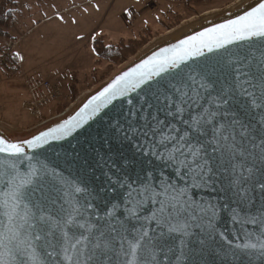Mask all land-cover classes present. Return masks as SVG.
Wrapping results in <instances>:
<instances>
[{
    "label": "snow or ice",
    "instance_id": "snow-or-ice-1",
    "mask_svg": "<svg viewBox=\"0 0 264 264\" xmlns=\"http://www.w3.org/2000/svg\"><path fill=\"white\" fill-rule=\"evenodd\" d=\"M255 38L264 40V0H257L250 10L235 19L182 40L117 76L76 116L57 127L19 143L0 138V153L23 156L25 145L33 149L49 139L68 136L112 100L135 93L128 100L131 119L125 125L116 126L117 135L135 141L143 156L159 162L165 169L171 168L185 185L178 187L167 175H162L157 185H149L145 180L143 191L129 185L125 203L133 202L134 195L144 196L150 192L147 199L159 205L148 217L160 229L157 235L155 231L150 234L144 226L125 228L121 224L117 228L110 220L102 226L103 216H98L95 223H81L77 217L84 215L92 207L91 203L85 206L70 200V209L61 208L63 216L46 215L44 204L33 199L35 192L29 187L36 176L35 168L29 165V170L22 173L16 162L0 160V178H4V186L0 188V208L3 209L0 215L7 220L0 231V249L3 250L0 264H11V261L26 264L23 260L17 261V256H23L25 249L33 250L31 258L35 264H46V261L112 264L113 254L128 257L123 264H152L156 261V252L162 251L166 243L164 229L173 233L184 227L180 218L191 208L183 199L188 186L207 184L217 168L224 167L231 170L230 182L236 186L238 195L240 190L246 191L248 185L254 189L258 184L264 190V48L259 50V57L245 55L231 69L234 78L227 90L217 91L214 84L199 73L163 79L165 73L188 58L201 55L204 49L212 51ZM240 115L244 119H240ZM25 159L31 158L25 156ZM119 183L124 186L123 182ZM74 191L79 193L82 189L76 187ZM246 200V196L238 200L241 210ZM144 202L136 201L130 214L139 219L136 209ZM107 215H113L112 209H108ZM117 243L119 252L115 249ZM243 247L256 245L245 243ZM260 247L264 248V243ZM37 248L43 253V260L37 259Z\"/></svg>",
    "mask_w": 264,
    "mask_h": 264
},
{
    "label": "water",
    "instance_id": "water-1",
    "mask_svg": "<svg viewBox=\"0 0 264 264\" xmlns=\"http://www.w3.org/2000/svg\"><path fill=\"white\" fill-rule=\"evenodd\" d=\"M256 3L257 0H234L223 8L206 11L182 21L145 44L113 69L105 80L80 93L60 114L26 130H18L0 120V138L19 143L57 127L76 116L92 97L103 91L117 76L150 57L160 55L162 50L173 48L182 40L235 19ZM262 48L264 40L255 38L213 48L212 51L204 49L201 55L190 57L176 69L165 73L163 79L199 73L209 83H213L217 91L227 90L232 86L234 78L231 69L245 55L259 57V50ZM135 95L130 93L127 97L112 100L68 136L49 139L47 143L33 149L25 145L23 156L0 153V160L16 162L22 173L29 170V165L35 168L36 176L29 187L34 189L33 199L44 204L46 215L63 216L61 208L70 209V200L78 205L86 206V203H91L92 207L84 215L77 217L81 223H95L98 216H103L104 220L100 221L102 226L105 221L110 220L117 228L121 224L125 228L144 226L149 229L150 234L155 231L158 235L160 229L148 217L159 205H153L147 199L151 196L150 192L144 196L134 195L133 202L125 203L129 185L143 191L146 187L145 180L149 185H157L162 175L169 176L178 187L185 185L180 177L173 174L171 168L165 169L159 162L143 156L135 141L125 140L122 135H117L116 126L125 125L131 119L128 116V100ZM239 118L244 119L243 115ZM25 156L31 159H25ZM230 177V169L218 167L207 184L186 188L183 199L189 202L191 208L180 218L184 227L180 232L173 233L164 229L166 243L162 251L156 252V261L152 264H264V248L260 247L264 243V190L258 184L254 189L248 185L247 190H240L238 195ZM257 177L260 178V173H257ZM3 179L0 178V188L4 186ZM118 181L123 182L124 186L121 187ZM188 184H192L190 179ZM76 187L82 191L76 193ZM245 196L250 203L246 200L241 210L238 200ZM139 200L145 202L136 209L137 219L129 210ZM108 209H112V216L107 215ZM2 211L0 208V212ZM5 223L6 218L0 215V231H3ZM245 243L256 247L244 248ZM115 249L119 252V243L115 245ZM32 252V249H25L23 256H17V261L35 264L31 258ZM35 252L37 259H44L40 249H35ZM126 259L128 257L113 254L112 264H123ZM11 264H16V261H11ZM46 264L51 262L46 261Z\"/></svg>",
    "mask_w": 264,
    "mask_h": 264
},
{
    "label": "rangeland",
    "instance_id": "rangeland-1",
    "mask_svg": "<svg viewBox=\"0 0 264 264\" xmlns=\"http://www.w3.org/2000/svg\"><path fill=\"white\" fill-rule=\"evenodd\" d=\"M230 1L213 0L210 4L196 8L199 12H206L207 10L223 8L234 0ZM181 8L182 5L173 0H98L84 9L90 10L96 15L110 10L112 15L111 27L109 29L103 28L101 32L105 36V43L110 44L117 43L121 39H137L146 29L150 30L149 35H152L153 38L165 33V28L159 24V21L171 22L172 15L175 12H180ZM118 10L125 12L126 27L118 28L115 26L116 21L113 15ZM133 12L134 14H132ZM74 13L71 14L72 17ZM69 14L58 17L50 23L54 28L50 29L51 32L47 36L51 38L49 42L42 41L40 36L43 32L39 30L26 33L22 29V33L20 32L19 35L10 34L11 40L9 39L8 42L12 45V51L18 55L20 72L18 76L13 78H5L0 73V120L4 123L18 130H26L55 116L53 115L55 107L66 96L69 75L51 80L54 78L48 75L49 72H65L67 75L68 72L78 71L76 73L81 80L83 76H88L95 68L94 63L91 64L93 62L90 59L91 56L87 55V58L78 66L72 64V60L68 58V54L74 51L69 48L67 34L64 33L68 28L66 25ZM181 15L186 17L189 14L183 11ZM115 27L118 30H112ZM88 53L90 54V52ZM34 80H48L52 84H56L59 89L58 98L49 99L40 106L39 112L35 113L30 107L31 97L28 92L29 85Z\"/></svg>",
    "mask_w": 264,
    "mask_h": 264
},
{
    "label": "crops",
    "instance_id": "crops-1",
    "mask_svg": "<svg viewBox=\"0 0 264 264\" xmlns=\"http://www.w3.org/2000/svg\"><path fill=\"white\" fill-rule=\"evenodd\" d=\"M96 1L98 0H11L10 10L12 16L8 33L19 35L22 29L26 33L39 30L43 32L40 36L42 41L49 42L51 38L47 36L51 32L50 29L54 28L50 23L56 18L70 13L66 25L68 28L64 33L67 34L69 48L74 51L68 54V58L72 60V64L78 66L82 64L88 55L89 57L91 56V61L93 60L91 64L94 63L95 65L96 58L92 49V42L102 39L105 43V36L101 32L103 28L109 29L111 27L112 20L110 10L96 15L90 10L84 9ZM72 13H74L73 17L71 16ZM113 16L116 21V27H126L127 18H125V12L118 10ZM116 27L112 28V30H118ZM72 72H68L66 75L65 72L51 71L48 75L54 78L51 80H56L59 77L68 76Z\"/></svg>",
    "mask_w": 264,
    "mask_h": 264
},
{
    "label": "trees",
    "instance_id": "trees-1",
    "mask_svg": "<svg viewBox=\"0 0 264 264\" xmlns=\"http://www.w3.org/2000/svg\"><path fill=\"white\" fill-rule=\"evenodd\" d=\"M182 5L180 12H175L171 22L159 21L165 31L174 28L180 24L185 18L198 16L205 11L199 12L196 7L210 4L213 0H173ZM232 1V0H231ZM230 1V2H231ZM11 0H0V73L5 78H13L19 75L20 62L18 56L12 51V45L8 40V33L11 21ZM186 11L189 14L182 17L181 12ZM208 11V10H207ZM200 13V14H199ZM149 29H146L137 39L120 40L114 44H105L102 39L92 42V49L96 58L95 68L80 80L78 74L73 72L69 75L66 86V96L55 107V113L58 115L64 111L70 103L82 92L87 91L91 87L97 85L106 79L108 74L117 66L125 62L129 57L133 56L140 48L149 42L152 35H149ZM104 64V65H103ZM103 65V66H102Z\"/></svg>",
    "mask_w": 264,
    "mask_h": 264
},
{
    "label": "built area",
    "instance_id": "built-area-1",
    "mask_svg": "<svg viewBox=\"0 0 264 264\" xmlns=\"http://www.w3.org/2000/svg\"><path fill=\"white\" fill-rule=\"evenodd\" d=\"M31 97L30 107L35 112H39L42 104L49 99H56L59 96V89L56 84H52L48 80H34L28 88Z\"/></svg>",
    "mask_w": 264,
    "mask_h": 264
}]
</instances>
